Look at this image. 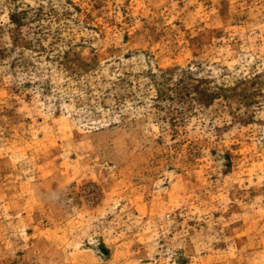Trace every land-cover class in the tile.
<instances>
[{
  "label": "rangeland",
  "instance_id": "374dc122",
  "mask_svg": "<svg viewBox=\"0 0 264 264\" xmlns=\"http://www.w3.org/2000/svg\"><path fill=\"white\" fill-rule=\"evenodd\" d=\"M0 264H264V0H0Z\"/></svg>",
  "mask_w": 264,
  "mask_h": 264
}]
</instances>
